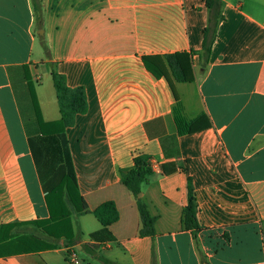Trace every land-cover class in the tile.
<instances>
[{
	"label": "crops",
	"instance_id": "obj_1",
	"mask_svg": "<svg viewBox=\"0 0 264 264\" xmlns=\"http://www.w3.org/2000/svg\"><path fill=\"white\" fill-rule=\"evenodd\" d=\"M222 2L203 66L204 0H0V264H264V0ZM183 51L194 79L172 77L182 113H205L211 126L178 135L172 90L142 57ZM53 70L87 100L64 130L78 194L90 211L112 201L118 212L111 237L93 239L101 224L63 190L72 246L28 223L49 218L45 196L66 173L48 155L62 148L48 126L60 117ZM136 155L152 169L140 186L152 237L139 235L135 197L121 183ZM187 177L196 242L182 223ZM27 234L54 247L25 252Z\"/></svg>",
	"mask_w": 264,
	"mask_h": 264
},
{
	"label": "trees",
	"instance_id": "obj_2",
	"mask_svg": "<svg viewBox=\"0 0 264 264\" xmlns=\"http://www.w3.org/2000/svg\"><path fill=\"white\" fill-rule=\"evenodd\" d=\"M204 4L208 11L207 23L203 29V40L201 46V65H206L210 55L211 45L215 39L219 23L224 19L222 13V0H204ZM45 48V54L47 55ZM190 52H174L165 54L164 56H143L142 62L144 67L155 77H163L169 84L173 96L176 100L172 108L173 120L176 126L178 135L190 134L200 131L211 126L209 117L205 113H200L192 119L186 118L182 113V108L178 102V98L174 89L172 77L177 81L190 82L194 79V74L191 67ZM52 83L57 99L60 117L59 119L48 123V126H53L50 129V135L56 134L60 138L62 148H54L51 152L48 150V155L55 162L63 163L66 168V173L61 179L57 189L45 196L49 218L46 220H33L28 222L40 228L41 232L48 237L54 239H63L67 246L76 245L77 240L72 234L71 224L69 219V211L62 199L63 190L67 193L70 202L77 209V213H92L99 221L102 228L98 231L91 232L89 236L93 239H98L106 233L107 237H111L108 227L118 219V212L112 201H105L98 205L92 211L88 210L83 198L78 194L77 185L72 167L70 155L67 149V142L64 134L66 127L72 126L75 122L77 114L85 113L87 110V100L82 87L71 88L66 85L65 78L62 74L52 71ZM31 96L34 102L35 110L38 116V122L42 126L43 122L40 119L38 108L34 97V92L31 89ZM45 143L51 141L44 139ZM152 172L149 162L140 155L133 157V166L125 172H121V183L133 194L136 200V206L140 217L139 235L152 237L155 234V220L147 208V204L141 197L140 186L147 176ZM187 202L182 211V223L186 230H189L193 239L196 242V237L202 227L197 218V203L195 198L194 188L190 177H187L186 182ZM21 239L25 240V247L22 248L25 252H36L47 248H53L54 244L46 242L44 238L36 234H27ZM82 250L86 253H91L93 246L90 244H80ZM101 264H115L110 260L100 257Z\"/></svg>",
	"mask_w": 264,
	"mask_h": 264
},
{
	"label": "built area",
	"instance_id": "obj_3",
	"mask_svg": "<svg viewBox=\"0 0 264 264\" xmlns=\"http://www.w3.org/2000/svg\"><path fill=\"white\" fill-rule=\"evenodd\" d=\"M69 258L72 260V261H75V249L71 250L69 252Z\"/></svg>",
	"mask_w": 264,
	"mask_h": 264
},
{
	"label": "rangeland",
	"instance_id": "obj_4",
	"mask_svg": "<svg viewBox=\"0 0 264 264\" xmlns=\"http://www.w3.org/2000/svg\"><path fill=\"white\" fill-rule=\"evenodd\" d=\"M80 257H84V254L82 252L79 253Z\"/></svg>",
	"mask_w": 264,
	"mask_h": 264
}]
</instances>
